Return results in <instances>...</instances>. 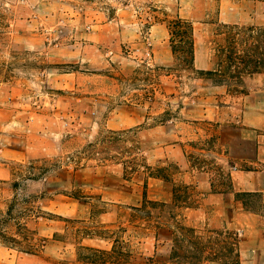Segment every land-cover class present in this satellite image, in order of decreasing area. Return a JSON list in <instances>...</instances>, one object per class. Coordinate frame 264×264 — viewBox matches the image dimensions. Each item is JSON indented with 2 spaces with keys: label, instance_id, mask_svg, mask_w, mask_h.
Wrapping results in <instances>:
<instances>
[{
  "label": "rangeland",
  "instance_id": "obj_1",
  "mask_svg": "<svg viewBox=\"0 0 264 264\" xmlns=\"http://www.w3.org/2000/svg\"><path fill=\"white\" fill-rule=\"evenodd\" d=\"M129 1L0 0V108L11 103L19 111L24 147L41 137L60 146L54 155L30 158L18 143L17 153L8 157L6 135L17 125L0 122V166L10 170L9 177H0V264H99L103 259L106 264L117 259L124 264H264V196L237 195L248 211L242 219L233 211L219 215L216 223L179 218L182 229L166 244L167 230L155 227L159 205L139 195L142 171L149 167L146 122L109 126L119 111L132 106L138 113L160 112L163 118L155 115V121L166 122L221 90L227 98H240L259 73L227 80L229 85L217 83L198 72L206 70L193 67L178 37L169 39L171 49L176 45L173 63L156 64L149 36L156 8ZM217 13L209 24H200L202 45L208 46L213 62L210 69L216 68L219 46L228 42V25L254 28L246 45L241 39L247 33L238 35L239 51L258 45L264 0H232L226 22L218 21ZM112 17L121 20L110 22ZM175 17L166 16L168 28ZM103 24L107 26H97ZM99 28L103 32L96 35ZM112 30L120 32L118 38L111 37ZM260 53L261 48L254 55ZM220 85L224 87L213 88ZM4 117L0 114V120ZM38 118L49 124L42 127L47 133ZM54 132L62 134L56 142L50 139ZM131 179L136 184L132 198L141 203L135 212L121 210L110 221L102 217L105 200L96 191L81 193L79 187L107 184L117 194L108 198L126 200L131 187L123 180ZM175 206L176 200L165 211L174 222ZM3 233L8 237L1 238ZM96 236L107 238L111 246L82 243Z\"/></svg>",
  "mask_w": 264,
  "mask_h": 264
},
{
  "label": "crops",
  "instance_id": "obj_2",
  "mask_svg": "<svg viewBox=\"0 0 264 264\" xmlns=\"http://www.w3.org/2000/svg\"><path fill=\"white\" fill-rule=\"evenodd\" d=\"M143 1L153 6L152 16L155 22L151 25L150 39L152 43L153 61L156 64L173 63L174 53L169 41L171 34L166 23V16L174 13L193 24V67L197 70H207L212 67L209 48L203 44L204 34L200 24L207 22L217 10V20L227 19L228 7L232 0H130L131 4ZM98 19L103 18L98 15ZM106 20V19H105ZM110 22L121 20L112 17ZM199 21H203L200 23ZM198 24V26H197ZM105 27L107 24L97 25ZM102 29L95 34L100 35ZM111 37H119L118 30H112ZM253 87L240 98H227L225 90H221L213 98L198 100L190 109L181 112L179 117L171 121H155V115L163 118L164 114L138 113L136 107L119 111L115 119L109 121L112 128L131 127L146 122L143 136L147 143L145 161L147 166L140 180L139 195H144L146 201L159 203L158 220L155 227L167 230L165 243L169 244L179 228V218L189 221L218 220L219 215L230 214L232 211L240 219L247 216V208L237 195L257 193L264 196V74L259 73L252 78ZM224 86H213L221 89ZM229 99V100H228ZM10 105L11 107L7 106ZM118 111V110H117ZM15 115L12 116V114ZM18 110L12 104L0 108V114L5 116L0 120L3 124L15 123L14 133L6 135V155L13 157L18 149L16 144L24 143L22 129L24 121L18 117ZM114 118V117H113ZM117 118V120H116ZM40 129L46 121L37 119ZM36 120V121H37ZM49 127V124L46 123ZM61 132H54L52 140H59ZM27 142L22 148V155L30 158H41L54 155L60 150L56 143H45L41 138ZM16 146V147H14ZM21 152V151H20ZM159 170V171H158ZM10 176L6 164L0 166V177ZM118 176V174H117ZM83 180V179H81ZM127 183L126 200L113 199V187L107 184H80L81 193H98L104 201L102 217L106 221L116 218L121 210L133 213L141 201L133 199L136 184L131 180ZM119 190L117 189V192ZM111 195L113 198H108ZM138 196V195H137ZM120 197V196H119ZM176 198V199H175ZM179 198V199H178ZM176 200V221L166 217L167 207ZM177 232V231H176ZM82 243L89 247L107 249L111 242L105 237H87Z\"/></svg>",
  "mask_w": 264,
  "mask_h": 264
},
{
  "label": "trees",
  "instance_id": "obj_3",
  "mask_svg": "<svg viewBox=\"0 0 264 264\" xmlns=\"http://www.w3.org/2000/svg\"><path fill=\"white\" fill-rule=\"evenodd\" d=\"M169 30L171 38L178 37V43L183 42V47L186 48V53L189 55V61L192 63L193 59V28L189 21L176 16L169 25ZM254 28L249 26L244 29L239 28L236 25L227 26V39L226 45L219 46L218 49V61L216 63V68L198 71L200 74H204L215 80V82L220 84H227V80H243L244 76H250L255 73L264 74V27L259 28L257 34L258 45L248 44L244 49L239 51L236 46L239 41L238 35L240 33H247L246 37L241 39V42L246 45L248 39L252 37ZM182 47V46H181ZM261 48L262 53L258 56L254 55L255 50ZM173 52L176 51V45L172 44ZM251 195H258L257 193H246ZM153 205H159L157 202L148 201ZM179 229H182L179 227ZM8 237L5 233L1 235V238ZM33 245H30V249ZM94 252H100L97 249H93ZM95 261V260H94ZM91 261V262H94ZM107 260H101L99 264H106ZM112 264H124V260L117 259L111 261ZM94 264H98L95 262ZM232 264H239L237 261L232 262Z\"/></svg>",
  "mask_w": 264,
  "mask_h": 264
},
{
  "label": "built area",
  "instance_id": "obj_4",
  "mask_svg": "<svg viewBox=\"0 0 264 264\" xmlns=\"http://www.w3.org/2000/svg\"><path fill=\"white\" fill-rule=\"evenodd\" d=\"M150 45V43L149 42H147V46H149ZM146 56L148 57V58H150V51H149V49H147V51H146ZM172 119H169V121H171Z\"/></svg>",
  "mask_w": 264,
  "mask_h": 264
}]
</instances>
